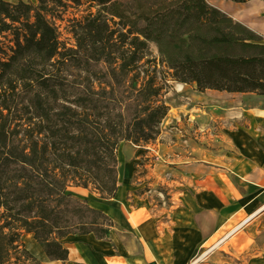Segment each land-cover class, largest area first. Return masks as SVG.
Masks as SVG:
<instances>
[{"label": "trees", "instance_id": "1", "mask_svg": "<svg viewBox=\"0 0 264 264\" xmlns=\"http://www.w3.org/2000/svg\"><path fill=\"white\" fill-rule=\"evenodd\" d=\"M72 3L86 8L68 20L65 49L61 0H0V40L11 44L6 52L0 41V264H41L24 235L61 264L68 237L108 239L111 220L68 190L113 199L119 145L157 138L168 108L150 46L170 81L264 98V39L206 0Z\"/></svg>", "mask_w": 264, "mask_h": 264}, {"label": "crops", "instance_id": "2", "mask_svg": "<svg viewBox=\"0 0 264 264\" xmlns=\"http://www.w3.org/2000/svg\"><path fill=\"white\" fill-rule=\"evenodd\" d=\"M223 1L211 6L232 20L228 10L243 6L236 22L264 39V1ZM246 9L249 16L243 18ZM248 115V127L231 136L235 154H220L219 164L209 156L180 163L187 180L174 188L163 215L129 194L134 163L122 168L118 162L115 197L82 198L111 220L108 239L68 237L66 264H264V109ZM41 254V259L34 256L41 264H61Z\"/></svg>", "mask_w": 264, "mask_h": 264}, {"label": "rangeland", "instance_id": "3", "mask_svg": "<svg viewBox=\"0 0 264 264\" xmlns=\"http://www.w3.org/2000/svg\"><path fill=\"white\" fill-rule=\"evenodd\" d=\"M25 1L36 5V0ZM61 1L67 7V12L62 22H56L59 41L65 49H74L68 20L79 19L85 14L86 7L78 8L72 0ZM206 1L210 6L224 2L223 0ZM247 6L251 7V5ZM237 9L228 10L235 22L239 21L243 6H237ZM248 10L243 11V18H248ZM91 12L94 13L95 10L92 9ZM0 41L7 52L11 47L10 37L5 36ZM125 49L119 47L114 57H124ZM150 52L155 76L162 88L161 100L168 108V113L160 124L159 134L153 142L140 147L121 143L116 156L122 168L129 162L134 163L129 194L148 204L152 211L163 215L171 207L174 188L182 182L184 185V179L187 180L180 163L187 164L192 160H203L205 156H209L216 160L214 163L219 164L220 154H235L230 146L231 136L235 131L243 130L251 123L249 111L264 109V98L209 91L199 93L193 86L170 81L153 46H150ZM117 61L119 63L120 60ZM195 177L198 179V174H195ZM68 192L81 198H89L91 201L99 199L88 191L79 194L69 189ZM261 201L264 202V197ZM27 237L28 235H24L21 239L25 248Z\"/></svg>", "mask_w": 264, "mask_h": 264}, {"label": "bare ground", "instance_id": "4", "mask_svg": "<svg viewBox=\"0 0 264 264\" xmlns=\"http://www.w3.org/2000/svg\"><path fill=\"white\" fill-rule=\"evenodd\" d=\"M72 191H75L79 194H85L86 192L80 189H72ZM26 249L32 253L33 256L37 257L38 259H41L42 254L40 247L33 241L32 236H28L25 240Z\"/></svg>", "mask_w": 264, "mask_h": 264}]
</instances>
